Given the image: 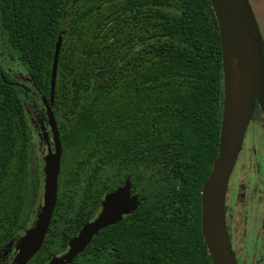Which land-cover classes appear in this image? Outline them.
<instances>
[{
  "label": "trees",
  "instance_id": "obj_1",
  "mask_svg": "<svg viewBox=\"0 0 264 264\" xmlns=\"http://www.w3.org/2000/svg\"><path fill=\"white\" fill-rule=\"evenodd\" d=\"M59 34L57 202L27 264L62 253L126 178L138 208L71 264H212L200 188L218 151L223 76L209 0H0V253L13 256L41 201L43 147L27 109L39 126Z\"/></svg>",
  "mask_w": 264,
  "mask_h": 264
},
{
  "label": "water",
  "instance_id": "obj_2",
  "mask_svg": "<svg viewBox=\"0 0 264 264\" xmlns=\"http://www.w3.org/2000/svg\"><path fill=\"white\" fill-rule=\"evenodd\" d=\"M209 1L220 37L223 100L217 155L200 188L201 232L212 264H238L227 233L225 196L255 105L264 118V41L249 0ZM61 44L59 34L53 53L49 100L41 97L44 120H38L39 136L46 148L42 155V199L32 224L10 244L14 254L8 264H27L39 251L57 202L62 146L52 104ZM100 205L98 214L68 240L67 248L53 255L46 264H71L101 229L121 221L138 208L139 195L132 192L130 179L126 178L122 185L103 196Z\"/></svg>",
  "mask_w": 264,
  "mask_h": 264
},
{
  "label": "flooded vegetation",
  "instance_id": "obj_3",
  "mask_svg": "<svg viewBox=\"0 0 264 264\" xmlns=\"http://www.w3.org/2000/svg\"><path fill=\"white\" fill-rule=\"evenodd\" d=\"M25 78L30 80L28 75ZM256 111L258 106L249 125ZM260 114L262 133L255 138L262 146L248 149L246 131L226 189L227 233L238 264H264V118Z\"/></svg>",
  "mask_w": 264,
  "mask_h": 264
},
{
  "label": "rangeland",
  "instance_id": "obj_4",
  "mask_svg": "<svg viewBox=\"0 0 264 264\" xmlns=\"http://www.w3.org/2000/svg\"><path fill=\"white\" fill-rule=\"evenodd\" d=\"M250 1V4H251V7L253 9V12L255 14V17H256V20H257V23H258V26H259V29H260V32H261V35H262V38H263V41H264V0H249ZM5 64L7 65L8 69H12L13 73L19 77V78H24L25 79V76H27L26 74V68L24 65L22 64H19V63H10V62H5ZM20 74V75H19ZM29 115L31 116V121H32V125H33V128L35 130H39V126L36 122V119H35V113L30 110V109H27ZM253 118L255 120L252 121V124L248 126L247 128V136L249 137L248 138V142H247V148H257V149H260V147L262 146V142L260 141H257V139L255 138V135L256 134H261V123H262V119H261V114H260V111H256ZM35 136H39V134H35ZM259 142V143H258ZM38 143L40 145H42V149H41V152H42V155L46 152V148L44 146V144L42 143L41 139L39 140L38 138ZM37 150L39 151V148H37ZM43 163V162H42ZM42 199V198H41ZM41 203V201H40ZM12 257H9L8 256V252H1L0 253V264H8L10 262Z\"/></svg>",
  "mask_w": 264,
  "mask_h": 264
},
{
  "label": "bare ground",
  "instance_id": "obj_5",
  "mask_svg": "<svg viewBox=\"0 0 264 264\" xmlns=\"http://www.w3.org/2000/svg\"><path fill=\"white\" fill-rule=\"evenodd\" d=\"M232 67L235 72V77H234V89H236L237 86V69H236V60H232Z\"/></svg>",
  "mask_w": 264,
  "mask_h": 264
}]
</instances>
